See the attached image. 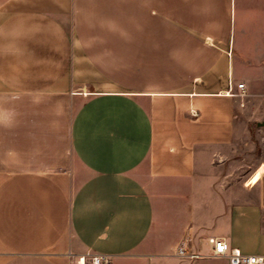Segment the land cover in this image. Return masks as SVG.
Segmentation results:
<instances>
[{
	"label": "crops",
	"instance_id": "1",
	"mask_svg": "<svg viewBox=\"0 0 264 264\" xmlns=\"http://www.w3.org/2000/svg\"><path fill=\"white\" fill-rule=\"evenodd\" d=\"M262 55L264 0H0V264L181 262L155 187L194 185L200 148L235 138ZM257 169L197 248L264 253Z\"/></svg>",
	"mask_w": 264,
	"mask_h": 264
},
{
	"label": "rangeland",
	"instance_id": "2",
	"mask_svg": "<svg viewBox=\"0 0 264 264\" xmlns=\"http://www.w3.org/2000/svg\"><path fill=\"white\" fill-rule=\"evenodd\" d=\"M250 69L253 78L244 92H239L243 99L235 113V138L227 145L200 148L194 185L176 183L155 187L157 229L165 223H183L186 233L196 226L199 233L194 234L195 242L198 238L202 240L211 228L223 221L231 204L241 200V193L247 190L245 181L251 184L259 175L260 169L254 170L264 162V125L257 124L264 119V55L254 60ZM260 177L264 176L261 174ZM158 190L161 195L157 194ZM175 229L169 230L168 236L173 237L172 240L176 236L173 234ZM206 257L205 264H225L222 257ZM180 261L194 264L199 259Z\"/></svg>",
	"mask_w": 264,
	"mask_h": 264
},
{
	"label": "built area",
	"instance_id": "3",
	"mask_svg": "<svg viewBox=\"0 0 264 264\" xmlns=\"http://www.w3.org/2000/svg\"><path fill=\"white\" fill-rule=\"evenodd\" d=\"M240 93L244 92V82H238ZM206 250L197 248L193 231L189 230L174 247V254L181 259H200L205 256L222 257L227 264H264V253H246L233 247L222 236L209 235L205 238ZM76 264H112L106 253L87 251L75 257Z\"/></svg>",
	"mask_w": 264,
	"mask_h": 264
},
{
	"label": "water",
	"instance_id": "4",
	"mask_svg": "<svg viewBox=\"0 0 264 264\" xmlns=\"http://www.w3.org/2000/svg\"><path fill=\"white\" fill-rule=\"evenodd\" d=\"M259 126L264 125V119L262 121L257 122Z\"/></svg>",
	"mask_w": 264,
	"mask_h": 264
}]
</instances>
